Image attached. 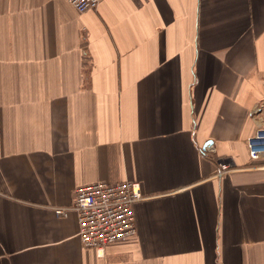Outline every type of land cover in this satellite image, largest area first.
<instances>
[{
	"label": "crops",
	"instance_id": "1",
	"mask_svg": "<svg viewBox=\"0 0 264 264\" xmlns=\"http://www.w3.org/2000/svg\"><path fill=\"white\" fill-rule=\"evenodd\" d=\"M258 121L264 0H0V264H264ZM122 180L136 233L83 247L53 207Z\"/></svg>",
	"mask_w": 264,
	"mask_h": 264
},
{
	"label": "built area",
	"instance_id": "2",
	"mask_svg": "<svg viewBox=\"0 0 264 264\" xmlns=\"http://www.w3.org/2000/svg\"><path fill=\"white\" fill-rule=\"evenodd\" d=\"M79 13L96 8L100 0H66ZM249 158H264V126L258 121L255 131L246 138ZM218 173L230 170L229 162L217 161ZM137 181H97L74 188L69 205L55 206L58 217L74 212L77 220L76 235L85 248L101 252L113 242L124 241L136 233L134 205L142 200Z\"/></svg>",
	"mask_w": 264,
	"mask_h": 264
},
{
	"label": "water",
	"instance_id": "3",
	"mask_svg": "<svg viewBox=\"0 0 264 264\" xmlns=\"http://www.w3.org/2000/svg\"><path fill=\"white\" fill-rule=\"evenodd\" d=\"M210 143H211V140H207V141L205 142V144H204V146H205L204 148L206 149V146L209 145Z\"/></svg>",
	"mask_w": 264,
	"mask_h": 264
}]
</instances>
